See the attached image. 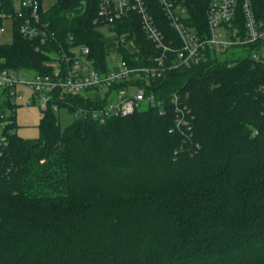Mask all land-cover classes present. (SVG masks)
Instances as JSON below:
<instances>
[{
	"label": "trees",
	"instance_id": "16d2710c",
	"mask_svg": "<svg viewBox=\"0 0 264 264\" xmlns=\"http://www.w3.org/2000/svg\"><path fill=\"white\" fill-rule=\"evenodd\" d=\"M36 1L55 39L24 37L16 0H0V27L2 13L14 14L0 68L47 74L51 55L75 46L89 47L104 68L99 0ZM251 3L264 21V0ZM188 7L206 25L208 0ZM132 26L148 46L136 18ZM115 28L122 33L127 20ZM256 47L137 80L163 101L164 114L150 107L62 129L49 108L39 136L23 138L17 106L9 96L0 102V264H264V63L251 58ZM175 92L192 110L182 131ZM67 100L71 112L101 103Z\"/></svg>",
	"mask_w": 264,
	"mask_h": 264
},
{
	"label": "built area",
	"instance_id": "2783aa9c",
	"mask_svg": "<svg viewBox=\"0 0 264 264\" xmlns=\"http://www.w3.org/2000/svg\"><path fill=\"white\" fill-rule=\"evenodd\" d=\"M156 1L160 7L153 6ZM40 8L39 1L16 0L15 13L22 21L20 33L46 45L55 39V33L42 24ZM1 15L14 19V14ZM206 15L203 25L198 16L190 13L188 0H99L97 22L107 36L109 48L104 68L96 66L87 46L61 48L58 54L51 55L49 64L53 71L47 74L0 68V102L9 96L17 107L38 103L42 112L52 108L59 113L61 108L70 110L69 96L81 95L101 103L97 107H77L73 111L75 117L101 123L150 107H158L164 114L163 101L149 92L148 85L137 84V80L149 82L168 71L209 58H227V53L239 58L243 47L249 44L257 46L251 52L253 61L264 63V21L256 19L251 0H208ZM134 18L148 46L140 43L132 26ZM126 20L127 29L119 33L116 24ZM2 33L1 26L0 38ZM171 103L177 112L176 129L182 131L192 110L177 92ZM15 110L14 107L12 112ZM8 123L9 119L2 126ZM0 142L6 144V137L2 136Z\"/></svg>",
	"mask_w": 264,
	"mask_h": 264
},
{
	"label": "rangeland",
	"instance_id": "374dc122",
	"mask_svg": "<svg viewBox=\"0 0 264 264\" xmlns=\"http://www.w3.org/2000/svg\"><path fill=\"white\" fill-rule=\"evenodd\" d=\"M3 33L0 38V45L7 44L13 40V22L11 18H6L2 24ZM240 53H244L242 50ZM231 56L228 53L224 57ZM32 72V71H31ZM30 73V72H29ZM43 112L41 111L38 103L28 106H18L16 111L17 117V130L23 138H36L39 136V123L42 119ZM60 125L64 129L70 125L75 119L73 112L67 108H61L59 111Z\"/></svg>",
	"mask_w": 264,
	"mask_h": 264
},
{
	"label": "bare ground",
	"instance_id": "6f19581e",
	"mask_svg": "<svg viewBox=\"0 0 264 264\" xmlns=\"http://www.w3.org/2000/svg\"><path fill=\"white\" fill-rule=\"evenodd\" d=\"M96 101H98V100H96ZM96 103V102H95ZM99 103H100V101H99ZM98 105V104H97ZM89 107V106H88ZM94 107V106H93Z\"/></svg>",
	"mask_w": 264,
	"mask_h": 264
},
{
	"label": "crops",
	"instance_id": "0c3cea01",
	"mask_svg": "<svg viewBox=\"0 0 264 264\" xmlns=\"http://www.w3.org/2000/svg\"><path fill=\"white\" fill-rule=\"evenodd\" d=\"M16 122H17V118H16Z\"/></svg>",
	"mask_w": 264,
	"mask_h": 264
}]
</instances>
